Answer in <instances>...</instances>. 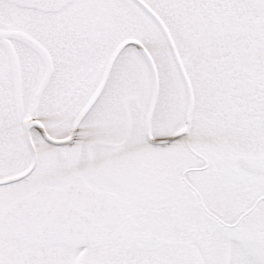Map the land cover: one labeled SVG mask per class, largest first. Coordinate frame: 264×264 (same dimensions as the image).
Returning a JSON list of instances; mask_svg holds the SVG:
<instances>
[{
	"label": "snow or ice",
	"instance_id": "1",
	"mask_svg": "<svg viewBox=\"0 0 264 264\" xmlns=\"http://www.w3.org/2000/svg\"><path fill=\"white\" fill-rule=\"evenodd\" d=\"M0 264H264V0H0Z\"/></svg>",
	"mask_w": 264,
	"mask_h": 264
}]
</instances>
